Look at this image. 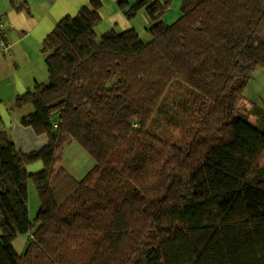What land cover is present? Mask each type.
<instances>
[{"label": "trees", "instance_id": "obj_1", "mask_svg": "<svg viewBox=\"0 0 264 264\" xmlns=\"http://www.w3.org/2000/svg\"><path fill=\"white\" fill-rule=\"evenodd\" d=\"M173 1L127 9L147 10L150 40L99 34L101 0L45 39L48 81L15 105L48 144L0 128V264H264V107L260 123L238 110L264 67V0H183L169 24ZM72 139L97 160L82 179L56 168Z\"/></svg>", "mask_w": 264, "mask_h": 264}, {"label": "crops", "instance_id": "obj_2", "mask_svg": "<svg viewBox=\"0 0 264 264\" xmlns=\"http://www.w3.org/2000/svg\"><path fill=\"white\" fill-rule=\"evenodd\" d=\"M91 1L0 0V8L9 20V37L12 42L9 52L0 53V97L3 99L0 103V128L7 130L17 146L25 151L44 147L49 142V136L46 133L39 134L32 126L22 123V117L34 108L31 104L16 107V98L19 94L33 88L37 82L48 81L47 53L44 52L45 39L63 17L78 13ZM101 1L103 21L97 27L99 34L110 29L124 31L133 27L143 37L144 33L149 34L147 27L151 25L152 19L147 10H140L134 18L128 17L126 13L131 5L141 0H125L130 4L127 8L120 5L121 0ZM182 2L183 0L173 1L171 10L165 15L167 23L171 24L181 16ZM79 155L84 159L82 151ZM43 167L44 163L37 161L29 165V170L35 172Z\"/></svg>", "mask_w": 264, "mask_h": 264}, {"label": "rangeland", "instance_id": "obj_3", "mask_svg": "<svg viewBox=\"0 0 264 264\" xmlns=\"http://www.w3.org/2000/svg\"><path fill=\"white\" fill-rule=\"evenodd\" d=\"M146 28V27H145ZM145 32V31H143ZM151 34L144 33V39L149 40ZM241 104L239 105V112L245 111L246 114L254 122L260 123L251 110V104H257L264 107V67L258 68L255 75L249 80V84L245 90L244 95L240 99ZM239 101V102H240ZM31 107L33 105L31 104ZM34 108V107H33ZM264 124V122H263ZM66 145L65 153L62 157L58 158L56 168L61 165L66 166L78 179L84 178L90 171L97 166V160L76 140L72 139ZM83 152L84 159L81 158L79 152ZM87 157V158H86ZM86 158V159H85ZM31 165V164H30ZM78 166H81L80 168ZM31 198H30V210L32 218L35 219L38 210L40 208V199L34 184L31 181ZM30 243L28 234H21L15 241L16 248L22 252L27 248Z\"/></svg>", "mask_w": 264, "mask_h": 264}, {"label": "built area", "instance_id": "obj_4", "mask_svg": "<svg viewBox=\"0 0 264 264\" xmlns=\"http://www.w3.org/2000/svg\"><path fill=\"white\" fill-rule=\"evenodd\" d=\"M12 47V42L9 37V20L4 13V11L0 8V53L9 52ZM58 126V124H55ZM30 238L34 237L31 233Z\"/></svg>", "mask_w": 264, "mask_h": 264}]
</instances>
